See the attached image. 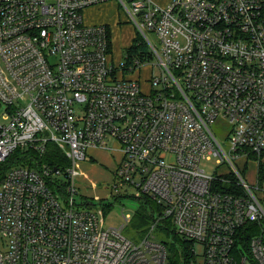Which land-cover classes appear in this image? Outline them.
<instances>
[{
	"label": "built area",
	"instance_id": "1",
	"mask_svg": "<svg viewBox=\"0 0 264 264\" xmlns=\"http://www.w3.org/2000/svg\"><path fill=\"white\" fill-rule=\"evenodd\" d=\"M108 1L153 54L147 91L133 74L144 65H114L110 27L84 22ZM109 138L117 177L161 208L137 241L75 199L76 161ZM48 142L66 144L72 165L5 171L0 264H166L151 234L160 219L189 242L191 264H264L262 198L235 164L264 154V0H0V164L16 149L44 156ZM211 157L226 170L209 175Z\"/></svg>",
	"mask_w": 264,
	"mask_h": 264
},
{
	"label": "rangeland",
	"instance_id": "2",
	"mask_svg": "<svg viewBox=\"0 0 264 264\" xmlns=\"http://www.w3.org/2000/svg\"><path fill=\"white\" fill-rule=\"evenodd\" d=\"M159 4L165 3L166 0H154ZM108 10H104L102 6L89 7L90 9L83 10L84 22L88 23L91 19L96 20L99 15L103 17H111L112 19L108 21L111 30V41H112V61L114 65H118L121 62L123 55L124 43H128V40L132 36L139 35L140 32L135 28L132 21H130L129 16L122 7H119L116 2H112ZM99 8V9H97ZM150 39L153 35L149 36ZM148 65L141 68L139 73L135 74L141 83L143 91H147V78L149 76ZM158 71V66L155 65L153 72ZM211 130L218 138L227 140V132L229 129L228 121L223 119H217L213 124L210 125ZM112 139L109 138L108 145L101 149H91L86 150V157L84 160L76 161L75 167L78 171V175L75 178V183L77 187V194L75 195L76 201H85L86 199H92L95 202L101 200L103 203H109V208H103V205L97 204L91 207L98 219L100 228L108 227H122L123 235L129 237L131 240L137 241L141 238V235L136 227L131 223L130 218L135 214L139 203L143 201V196L136 194L135 189L132 185L127 184L120 179L115 174L116 167L119 162L118 153L116 151H111L107 148L110 147ZM59 151L64 160V166L72 165V157L70 149L66 144H57ZM91 155V156H90ZM254 159L257 156H251ZM33 163V162H31ZM36 163V162H35ZM235 164L240 167L242 164L241 158L235 161ZM253 164L248 162L247 170L243 172V178L249 183L252 179V173H254ZM201 167L209 175L214 173H221L226 170V165H221L216 161L215 157L208 159H203L201 161ZM255 176V174H254ZM59 178L64 180L65 175L60 174ZM63 202V199H61ZM161 227L156 226L151 232L154 235V239L162 241L166 239L170 240V236L166 237L165 233L160 229ZM150 229V227H149ZM199 248L197 247V250Z\"/></svg>",
	"mask_w": 264,
	"mask_h": 264
},
{
	"label": "trees",
	"instance_id": "3",
	"mask_svg": "<svg viewBox=\"0 0 264 264\" xmlns=\"http://www.w3.org/2000/svg\"><path fill=\"white\" fill-rule=\"evenodd\" d=\"M153 61V54L149 49L147 43L143 40L139 35H135L132 38L131 43L126 46L123 50L122 55V67L123 72L125 74L133 73L138 67H141L144 64H148ZM28 153H31L29 150L25 149H16L10 156L0 164V182L2 181V177L7 171V169L13 165H27L31 167H38L41 163H47L53 167H58V169H63L64 166L63 161L64 155L62 157L59 148L55 142H48L46 146V152L44 156H27ZM254 159V157H251ZM259 160L258 158H256ZM33 162V163H31ZM36 162V163H35ZM244 167V171L245 172ZM241 172V175L243 174ZM233 176L230 177L231 182L234 181ZM264 178V163L258 161L257 166V180L258 183L261 184ZM216 186L221 189L232 191L235 189V185L233 184H225L216 181ZM143 201L139 203L135 214L130 218L131 223L134 227L137 228L143 237L149 230L150 225L154 221V212L160 213V206L155 203L149 196L142 195ZM84 204L91 208L96 206L97 204L103 205V208H109V203H103L101 200L98 202L93 201L92 199H86ZM160 229L165 233L166 237L169 235L170 240L166 239L162 240L168 251L167 263L166 264H191L192 253L190 251V244L186 240L178 235L175 232L174 227L172 226L169 219H160L159 222ZM261 230V226L257 223H252L248 226L246 233L249 237L254 233H259Z\"/></svg>",
	"mask_w": 264,
	"mask_h": 264
},
{
	"label": "crops",
	"instance_id": "4",
	"mask_svg": "<svg viewBox=\"0 0 264 264\" xmlns=\"http://www.w3.org/2000/svg\"><path fill=\"white\" fill-rule=\"evenodd\" d=\"M112 2H114V1H108V2H104V3H101V4H96V5H91V6H89L90 8L92 7H95V6H97V5H99V6H102V8H104V10H108L109 8H111L110 6L113 4ZM89 7H87L88 9H90ZM86 8V9H87ZM97 9H99V8H97ZM112 18L111 17H109V16H107V17H103V15H99V17L96 19V20H93V19H91V21H89L88 23L89 24H95V23H103V24H106V25H108L109 26V24H108V21L109 20H111ZM110 27V26H109ZM111 29V28H110ZM134 36H132V38H133ZM132 38L130 39V40H128V43H124L123 45V47H126V46H128L130 43H131V41H132ZM145 66V65H144ZM143 66V67H144ZM130 76H134V75H130ZM91 149H95V150H97V149H101V148H95V147H91ZM115 151V150H114ZM113 151V152H114ZM115 153H118V158H120V153L118 152V151H116ZM91 156V155H90ZM259 160H260V162H262V163H264V154L263 155H261L260 157H257ZM259 160H257V159H249L248 161H245L244 162V159L243 158H241V161H242V164H241V166H244V165H246V168H247V164H248V162H250L251 164H253L254 166H253V168H252V170H254V173H252V179H251V181L248 183L250 186H252L256 191H257V194H258V196H260L261 198H262V204H263V207H264V178H263V181H262V183L261 184H259L258 183V180H257V166H258V161ZM243 163H245V164H243ZM245 168V171L247 170ZM254 174H255V176H254Z\"/></svg>",
	"mask_w": 264,
	"mask_h": 264
},
{
	"label": "water",
	"instance_id": "5",
	"mask_svg": "<svg viewBox=\"0 0 264 264\" xmlns=\"http://www.w3.org/2000/svg\"><path fill=\"white\" fill-rule=\"evenodd\" d=\"M55 169H56V167H55Z\"/></svg>",
	"mask_w": 264,
	"mask_h": 264
}]
</instances>
